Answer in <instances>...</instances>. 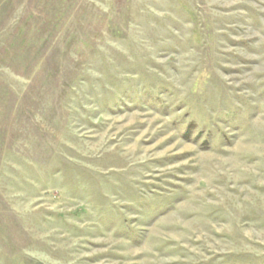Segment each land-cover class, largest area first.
Instances as JSON below:
<instances>
[{"label": "rangeland", "instance_id": "1", "mask_svg": "<svg viewBox=\"0 0 264 264\" xmlns=\"http://www.w3.org/2000/svg\"><path fill=\"white\" fill-rule=\"evenodd\" d=\"M0 264H264V0H0Z\"/></svg>", "mask_w": 264, "mask_h": 264}]
</instances>
